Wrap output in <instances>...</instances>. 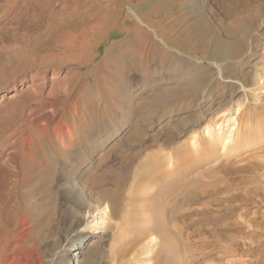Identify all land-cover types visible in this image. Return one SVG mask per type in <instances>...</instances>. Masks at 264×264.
I'll return each mask as SVG.
<instances>
[{"label": "rangeland", "instance_id": "obj_1", "mask_svg": "<svg viewBox=\"0 0 264 264\" xmlns=\"http://www.w3.org/2000/svg\"><path fill=\"white\" fill-rule=\"evenodd\" d=\"M15 1L0 0V27L12 16ZM97 2L86 15H76L69 25L53 29L49 36L44 38L46 50L41 55L52 59L50 63L52 66L48 65V71L45 73L47 76L52 72L58 73L56 75L59 77L64 76L66 71L74 68V65L70 63L57 68L59 62L75 54L80 47L90 48L94 45L93 50H88L86 55L80 57L86 60L92 59L88 68L83 66L77 69L78 72L92 71L102 61L105 51L126 44V46L135 45L136 48L137 41L141 44L147 42L146 34L151 37L153 28L159 32V35H164L169 41L182 48L183 54L176 52L175 55L193 64L195 75L198 74L196 76L202 78L210 72H216L208 78L205 91L196 97L177 98V103L174 100L167 110L165 107L168 104L154 107L150 123L144 127V134L147 135L143 138L130 142L127 131L123 130V135H119L116 130L109 128L120 138L115 141L117 136H114L103 145L100 141L106 132L100 131L95 135V139L99 138L95 145L99 147L86 154V162L90 160L93 163L89 173L83 175L82 180L87 183L92 193L100 194L112 204L109 215L102 214L107 227L104 225L105 229H102L103 241L97 258L98 264H114L110 258L114 248L119 240L124 239L125 242L133 233H137L141 239L137 244L135 243L136 245L134 244L128 254L129 263L151 264V251L155 250L161 241L158 233L152 229V218H155L156 214L151 217L145 216V213H150L145 211V208L150 211L153 209L149 200L163 203L167 215L173 208L176 213V220L170 225L175 235L173 243L179 251L176 256H179L174 260L172 253L171 255L166 253L163 264H264V33H262L264 32V0H243L238 4H229L227 0H209L205 13L211 15L215 32L224 39L230 38L227 33L233 26L235 18H246L251 26L252 32L250 31L243 41L244 53L236 54L226 62L196 60L202 59L210 50V46L204 43L194 44L195 40H192L188 29L190 24L186 20V18L190 19L188 10H191L188 9L186 0H98ZM6 29L0 31L4 32L1 33L4 42H9L11 30ZM260 33L263 34L260 36V44L255 47L258 51L252 55L250 62L245 64L246 56L255 49L252 46L254 43L252 38L259 36ZM99 34L104 35L102 37ZM95 36L97 39L102 38L95 42ZM81 37L83 40L75 43ZM29 39L31 40L26 41L28 43L22 41L20 47H16V51L19 52L16 58L8 57L6 53L0 55V161L2 162L7 154H15L20 160L24 155L31 153H36L39 157L42 154H53L52 148L47 143V135L38 134L36 128L27 129L24 126V129L22 126L17 132L10 134L14 122H26L25 117L27 122H38L43 131L45 122H48L45 116L50 114L51 108L47 107L45 112L39 114L40 116L35 112L28 116V111L34 107L36 100L32 92L28 94L25 92L28 91L27 85L32 82L30 76L32 77L36 70L38 59V50L34 49L32 38ZM67 48H71V52H68ZM224 68L231 70L230 75L234 71L244 72L248 81L244 79L245 81L241 82L229 78L228 74L225 75ZM119 70L113 72L120 83L119 91L109 84L113 80H110L112 77L106 78L107 81L104 79L105 82L102 81L101 86L99 85V89L103 91L101 96L104 102L108 98L124 101L133 93V89L132 92L128 91ZM154 77L161 79L162 74L159 73ZM89 79L92 80L89 74L81 78L82 81ZM49 82L47 79V86ZM104 88L112 90L113 96L106 93ZM235 88H239L240 91L231 101L225 99L219 108L215 105L206 109L209 99L213 96L219 97L221 91L230 93L229 90ZM152 93L153 91L148 90L143 91L141 95ZM141 99L139 98L138 102H141ZM191 107L203 110V113L200 112L202 115L197 114L193 123L180 124L178 127L180 131L179 129L176 131L169 124V127H165L164 122L168 112L173 117H180L191 114ZM224 110L225 115H217ZM61 111L59 110L58 114ZM136 118L135 111L133 121L141 122ZM220 122L225 123L221 138L210 139L209 133H203V125L216 126ZM178 123L180 122L176 124ZM196 131H200L199 135L191 142L192 133ZM8 133L9 141L6 146L1 142V138ZM90 138L92 137H87L86 143H89ZM224 139L227 140L226 143ZM68 149H61V153L73 157L72 152L75 149L72 147ZM148 157H160L162 162L159 166L148 169L150 178L142 182L138 188L140 194L135 198L136 210L134 215L126 220L125 211L127 198L131 195L129 186L133 180V170L139 161ZM3 165L14 168L7 163ZM37 167V164H29L26 171L31 172L30 175L35 173L45 175L44 180L50 182L37 183L39 184L37 192L42 202L39 209L42 214L36 224L37 234L35 230L30 240L33 241L37 235L44 264H48V258L64 247L71 246L82 233L86 234L87 228L84 226L85 222L78 224L79 222L75 223L71 218L61 220L58 217L59 212L52 210L54 206L59 207L61 205L59 201L64 198V185H59L60 167L55 166L50 170ZM84 168H87L86 165ZM14 171L17 169L14 168ZM81 173L83 171L78 174ZM175 181L188 183L175 190L180 194L176 201L169 197L171 185ZM20 190L23 191L25 188ZM4 214L0 213L1 216Z\"/></svg>", "mask_w": 264, "mask_h": 264}, {"label": "bare ground", "instance_id": "obj_2", "mask_svg": "<svg viewBox=\"0 0 264 264\" xmlns=\"http://www.w3.org/2000/svg\"><path fill=\"white\" fill-rule=\"evenodd\" d=\"M97 1L98 0H16L13 4V12L11 11L12 16H8L9 18H6L7 20L3 24L1 23L2 26L0 30H5L6 28L10 29L11 35H9V42H4L2 37L3 34H1L4 32L0 31V55L6 53L8 57L14 56L16 58L19 54L18 50L16 51V47H18L22 41L26 42L31 40L29 38H32L34 42V49L38 50L36 70L33 72L32 77L30 76L32 82L27 85L28 87L26 86L28 91L25 92L27 94L32 92L31 94L36 100L34 107L30 110L27 109L29 110L28 116H30L29 114H33V112L37 115L42 114L47 107L51 108L49 111L50 114L45 116L48 122H45L43 131L38 122H27V117H25L26 122H14V128L10 134L17 132L22 126L23 128L24 126L27 127V129L36 128L38 134L47 135V143L52 148L53 154H42L39 157L36 153H31L24 155L21 160L18 159V156L15 154H7L4 158L5 160H3V162L0 161L2 162L0 163V213H5L3 216L0 215V264L45 263L43 252H41L39 247L37 235L33 241L30 239L36 230L38 217L42 214L39 209L42 202L39 199L40 196L37 192L39 190L37 188L39 184L49 183L50 180H44L46 179L45 175L41 176L37 173L30 175L29 173L31 172L28 173L26 171L29 164H37L38 167H42V169L47 168L48 170L55 166L60 167L61 175L59 176V185H64V198L59 201L61 205L57 208L55 206L52 207V210L59 212L58 217L61 220L71 218L75 223L79 222L78 224L85 222L84 226L87 228L86 234L82 233L71 246L64 247L61 251L48 258V264H98L97 258L100 254L99 251L102 248L103 241L102 233L104 230L102 231V229H105V226L107 227V225L104 224L105 219H103L104 216L102 217V214L109 215L112 204L100 194L92 193L87 183L82 180L83 175L89 173V169L93 163L90 160L86 162V154L99 147L95 145L97 140H99V138H94L95 135L100 131L106 132L102 141H100L103 142V145L109 139L111 140L114 136H117V134L123 135V130L129 133L128 139H130V142L131 140L136 141L139 138H143L144 135H147L144 134V127L146 124L150 123L154 107L168 104L165 107L167 110V108L173 104L174 100L176 102L177 98L196 97L199 93L201 94V92L205 91L208 78L216 73L210 72L208 75H202V78L196 76L198 74L195 75V67L193 64L175 55L176 52L178 54H183L182 48L172 43L171 40L170 42L164 35H159V32L153 28L151 30V37L149 34H146V37H148L147 42L141 44L137 41L136 48L135 45L126 46V44L105 51L102 61L97 67H94L92 71L78 72L77 69L83 66L88 68L92 59L86 60L80 57L83 54L86 55L88 50H93L95 46L93 45L90 48L85 46L80 47L76 50L75 54L65 57L57 66V68H61L66 64L73 63L74 68L72 70L66 71V74L62 77L56 75L58 73L53 72L50 73L48 77L45 73L48 71L47 67L51 65L52 59L41 55L42 52L46 50L43 43L44 38L49 36V33H51L53 29L56 30L62 25H69L76 15H86L91 8L98 3ZM186 1L188 3V9H191L188 10V18L191 20L187 18L186 20L190 24L188 29L192 36V40H195L194 44L200 45L204 43L210 46L208 53H205L202 59L196 60L204 61L207 59L212 62H226L235 57L236 54H241L244 51L245 42L243 41L251 31V26L246 18H235L233 26L230 30L228 29L229 33L227 34L230 38L224 39L215 32L216 28L210 17L211 15L208 16L205 13L209 0ZM227 1L229 4H238L243 0ZM184 27L185 26H183V28ZM106 30L107 29H105V31ZM262 33H260L259 36H253L252 40H254V43L252 46H254V48L259 46L260 36L263 35ZM96 34L97 32H95L94 35ZM96 37L97 36L94 37V41L100 40L103 36L100 39ZM81 40H83L82 37L81 39H77L75 43H79ZM151 48H153V50H151ZM67 51L71 52V48H67ZM256 51L258 50L255 48L251 54L246 56L247 59L244 61L245 64L250 62L252 55ZM4 57L5 56H3V58ZM130 57H132L131 60ZM118 69L121 70V76L124 78V83L127 85L128 91L132 92L131 89H133V93L130 98L124 101L123 99L108 98V100L104 102L101 96L102 90L99 89V85L101 86V82H105L106 78L112 77L110 80H113L110 81L111 83L109 84H112L111 86L113 89L115 88L119 91L120 83L113 73ZM223 70L226 73L225 75L228 74V77L231 79L241 82L245 80L248 81V77H245V73L242 71H234L233 74L230 75V69L224 68ZM159 73L162 74V77L161 79H156L154 76L157 74L159 75ZM85 74H89L92 80L82 81L81 78ZM47 79L50 81L48 86L46 83ZM74 87H76V92L73 93ZM102 87H104V85ZM104 90H106L108 94L112 92V90L108 88H104ZM148 90L153 91V93L141 95L143 91ZM229 91L230 93H228V91L222 93L221 91L219 97L213 96L212 99H209V104L206 109H210V107L215 105H217L216 108H219L223 100L225 101V99H228V101H231L238 95L240 90L239 88H235ZM139 98L142 100L141 102H138ZM59 110H62L60 114H58ZM135 111L137 118L141 122L133 121V114ZM202 111L203 110L200 108L196 109V107H191V114L181 115L180 117H173V115L168 112L166 122H164L165 127H169V124L178 131L180 124L187 125L193 123L197 114ZM225 114L224 110V112L221 111L217 115L223 116ZM175 119H177L176 122L172 123L171 121ZM177 122L180 123L176 124ZM223 125H225L224 122H220L216 126L205 124L202 127V131L204 134L209 133L210 139H216V137L221 138ZM109 128L116 130L117 134L114 135V132L110 131ZM200 131L192 133L191 142L199 135ZM167 133H169L168 130ZM8 136L9 133L1 138V142L6 146L9 141ZM87 137H92L88 140L89 143H86ZM39 138L40 137H38V139ZM118 138H120V136H117L114 140L116 141ZM226 142L227 140L224 139V143ZM71 147L75 149L73 152L71 151L73 157L72 155L67 157L61 153V149H68ZM161 162L162 159L160 157H148L136 164L132 174L133 180L131 179L132 182L129 186L131 195L127 198V208L125 211L126 220L130 219L132 215H134V210H136L135 202L137 199L135 198H138L137 195L140 194L138 188L141 186L142 182L150 178V176H148V169L153 166H159ZM6 163L12 165L17 171H14V168L5 167L3 164ZM83 164L86 165V169ZM66 169L71 171L67 172L68 170ZM81 171H83V173L78 174ZM156 175H158V173ZM37 183L39 184L37 185ZM184 184L187 185L188 183L185 182L182 184L181 181H175L171 185L169 197L178 200L180 194L175 192V190ZM21 188H25V190L21 191ZM172 189H174V191H172ZM149 204L151 208H153L152 211L145 208L144 210L150 213H144L146 217H151L156 214L155 218H152V229L158 233L161 241L160 245L155 250L151 251V264H163L166 253L170 255L172 253V257L176 260V257L179 256H176V254L179 251L178 247L173 243L175 235L170 225L176 220L175 210L173 208L167 215L166 207L163 203L150 202L149 200ZM162 213L164 215H161ZM140 239L141 237H139L137 233H133L125 242H123L124 239L119 240L118 245L110 255L114 264H130V259L127 256L134 247V244H137Z\"/></svg>", "mask_w": 264, "mask_h": 264}]
</instances>
